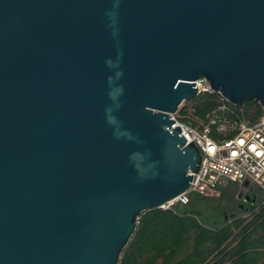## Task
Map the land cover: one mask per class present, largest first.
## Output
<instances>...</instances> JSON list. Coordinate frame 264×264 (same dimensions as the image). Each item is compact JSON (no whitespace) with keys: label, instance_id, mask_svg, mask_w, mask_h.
Instances as JSON below:
<instances>
[{"label":"water","instance_id":"95a60500","mask_svg":"<svg viewBox=\"0 0 264 264\" xmlns=\"http://www.w3.org/2000/svg\"><path fill=\"white\" fill-rule=\"evenodd\" d=\"M200 79L264 108V0H0V264H119L200 168Z\"/></svg>","mask_w":264,"mask_h":264},{"label":"trees","instance_id":"16d2710c","mask_svg":"<svg viewBox=\"0 0 264 264\" xmlns=\"http://www.w3.org/2000/svg\"><path fill=\"white\" fill-rule=\"evenodd\" d=\"M220 97L219 92L199 95L193 99L196 113L205 118ZM231 105L252 122L264 113L254 100ZM237 187L227 185L220 197L190 193L187 204L144 212L119 264H264V202L246 208L248 216L238 214L224 194L231 190L233 198Z\"/></svg>","mask_w":264,"mask_h":264},{"label":"built area","instance_id":"2783aa9c","mask_svg":"<svg viewBox=\"0 0 264 264\" xmlns=\"http://www.w3.org/2000/svg\"><path fill=\"white\" fill-rule=\"evenodd\" d=\"M198 96L215 92L206 79L196 81ZM206 117L196 113L193 100L186 101L172 118L179 125L188 142L199 147L202 162L188 192L168 203L187 204L190 193L206 197H219L228 184L243 185L250 182L264 196V113L256 121L241 117L236 107L222 95ZM184 118V119H183ZM249 187V188H250Z\"/></svg>","mask_w":264,"mask_h":264},{"label":"rangeland","instance_id":"374dc122","mask_svg":"<svg viewBox=\"0 0 264 264\" xmlns=\"http://www.w3.org/2000/svg\"><path fill=\"white\" fill-rule=\"evenodd\" d=\"M192 101V100H191ZM186 102V101H185ZM183 102L180 106H179V109H181L182 105L185 103ZM187 103V102H186ZM229 185V184H228ZM223 190V189H222ZM231 193V190H228L226 191L224 194H225V198H228V197H231V200L234 201V204L236 205V207H239L240 204H244V207L239 209L237 208L236 209V212L238 214H243L244 216H248L249 214L247 213V211H245L246 208L248 207H251L252 205H259L261 204L262 202H264V196L262 193H260L258 190H256L255 188H244L242 185H238L236 191H235V195L232 196L230 195ZM243 195L242 197H240V195ZM221 195H222V192H221ZM220 195V196H221ZM246 195H249L251 197V201L249 202H245L244 201V197ZM219 196V197H220ZM246 206V207H245Z\"/></svg>","mask_w":264,"mask_h":264},{"label":"flooded vegetation","instance_id":"af4514ba","mask_svg":"<svg viewBox=\"0 0 264 264\" xmlns=\"http://www.w3.org/2000/svg\"><path fill=\"white\" fill-rule=\"evenodd\" d=\"M243 195L241 194L240 195V197H242ZM247 197H249V200L248 201H246V199H247ZM244 201L247 203V202H249V201H251V197L249 196V195H246L245 197H244ZM240 208H243L244 207V204H240V206H239ZM238 207H235V210L237 209Z\"/></svg>","mask_w":264,"mask_h":264}]
</instances>
